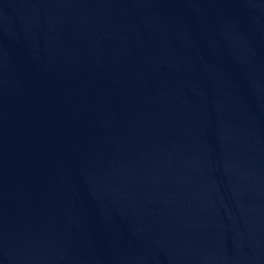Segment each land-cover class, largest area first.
<instances>
[{"label": "water", "instance_id": "95a60500", "mask_svg": "<svg viewBox=\"0 0 264 264\" xmlns=\"http://www.w3.org/2000/svg\"><path fill=\"white\" fill-rule=\"evenodd\" d=\"M0 264H264V0H0Z\"/></svg>", "mask_w": 264, "mask_h": 264}]
</instances>
